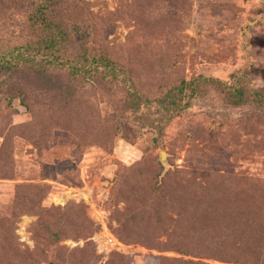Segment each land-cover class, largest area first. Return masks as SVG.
I'll return each mask as SVG.
<instances>
[{"label":"rangeland","instance_id":"374dc122","mask_svg":"<svg viewBox=\"0 0 264 264\" xmlns=\"http://www.w3.org/2000/svg\"><path fill=\"white\" fill-rule=\"evenodd\" d=\"M80 3L90 22L99 25L101 31L91 34L102 39L100 47L105 46L111 58L129 59L135 70L129 83L134 90L145 92L152 105L155 96L180 78L197 79L201 94L188 99V106L168 117L157 133L125 117L128 102L126 90L120 87L123 83L107 85L99 74L94 75L98 77L94 93L101 100L96 96L98 102L55 115L40 113L38 120L32 119L16 95H5L20 74L1 75L0 219L10 215L6 229L24 251L20 264H29L27 254L39 264H117L119 260L122 264H159L161 258L201 264H264V102L260 101L264 97V0ZM28 9L16 0H0V51L28 37ZM10 18L14 21L9 25ZM133 47L143 49L148 66H138L129 57ZM207 77L238 88V98L222 84L204 81ZM39 88L35 85L38 94L42 92ZM52 97L59 98L56 90L40 102L41 110ZM159 110L154 105L151 114L156 116ZM26 123L34 126L31 131L30 126L13 128ZM66 126H74V133L64 130ZM102 131L108 132V143L96 137ZM19 133L24 137L19 138ZM91 134L94 138L85 141ZM8 136L13 137L12 143ZM152 137H157L156 148L146 153ZM160 151L165 152V163ZM143 153L146 157L138 169L137 187L133 194L130 188L123 189L124 200L117 194L115 173L142 159ZM175 168L187 171L186 178L193 171L199 175L218 172L223 179L224 175L236 176L227 182L232 195L229 205L221 209L229 212L225 216L228 224L233 214H245L248 230L235 237L224 224L215 231L207 224V233L199 225L196 236L188 233L195 241L193 251H179L176 247L182 243L172 232L182 225L184 203L174 197L176 193L164 195L161 190L158 195L143 190L153 183L154 173L159 172L160 179L167 169ZM15 195L37 205H13ZM148 196L155 198L151 210L144 205ZM140 217H150V222L142 223ZM156 217L163 224L154 222ZM38 221L43 224L39 229ZM250 229L253 234L248 233ZM247 236L250 241L245 242ZM42 247L44 257L39 252Z\"/></svg>","mask_w":264,"mask_h":264},{"label":"trees","instance_id":"16d2710c","mask_svg":"<svg viewBox=\"0 0 264 264\" xmlns=\"http://www.w3.org/2000/svg\"><path fill=\"white\" fill-rule=\"evenodd\" d=\"M16 1L18 4L29 6V9L25 12L26 29L29 35L24 41L13 46L10 50L0 51V76L5 74L6 76L10 74H20L16 77L17 83L15 86L10 88L9 91H6L5 95L6 97L16 95L20 105L30 113L33 120H38L40 113L55 115L58 112L65 111L71 107L73 108L76 105H84V103L87 102L93 103L101 100L102 96L99 97L94 93V84L97 83L96 79L98 78H95L94 75L97 74L101 75V78L105 80L107 85L117 86L123 83V86L121 85L120 87L126 90V97H124L128 102V105H124L126 111L125 117H128L132 124L139 127H152V130H156L157 133H161V125L165 120L169 119L168 117L172 116L175 111L178 112L180 108H182L180 110H183L184 107L188 106V99L201 94V88L197 79L180 78L174 86L164 90L158 97L155 96L153 101L156 102L152 105L151 100L148 99L145 92L134 90L131 83H129L130 80L133 79V73L135 72L131 64H129V59L122 62L119 57L111 58L105 46L100 47L102 39L96 40L95 37L96 31L98 29L100 30L98 27L99 25L95 22L92 24L87 18L88 16L84 12L83 4L80 3L82 0ZM10 19L9 25L14 21L13 18ZM17 24L18 22L14 25ZM91 31L95 33L91 34ZM129 57L135 60L138 66H144L146 64L148 66L150 63L147 59L148 56L143 49L140 48L136 49V47H133ZM211 79L212 80L208 77L203 78L204 81H209L210 83L214 82L217 86L222 84L228 93L233 96L236 95L235 92L238 91V88H235L231 84L213 78ZM35 85L41 86L42 90L39 88V90L42 91L41 93L38 94L36 92ZM53 90L57 91L59 98H50L49 101L46 102V108L41 110L39 106L40 102L47 101L48 93ZM43 93L47 94L42 96ZM96 96L99 97V100ZM236 97L238 98L237 95ZM141 98L143 99L142 102ZM237 101L239 100L237 99ZM260 101L264 102V97ZM123 103L126 102L123 101ZM154 105H158L161 108L157 113L163 114V116H159L157 113L156 116L151 114ZM102 123L103 122H101V127ZM21 125L30 126V131L34 127L31 123H26L18 124L13 128L18 130ZM103 126H107V124L104 123ZM69 127L66 126L64 130L74 133V126L70 127L71 130H68ZM117 128L121 129V125L117 124ZM18 135L17 136L21 138L24 137L25 134L19 133ZM95 135L101 139V143H108L110 141L108 132L106 131H102L101 134ZM155 136L158 135L155 134ZM12 138L13 137L8 136L10 143H12ZM93 138L94 136L91 134L86 136L88 140L85 139V141H90ZM150 139L151 144L147 147L148 150H146V153L152 152L156 148L157 137H152ZM144 157H146L145 153H143L142 159L137 160L131 166H121L115 173L116 177L114 179L118 191L117 194H120V197L122 196L124 200H127V198H125L126 196L123 197V189L130 188V194H133L135 190V185L138 181V169ZM159 170H162L160 164ZM193 173L191 177L186 178L185 174H187V171L185 170H178L176 168L172 170L167 169L163 175L160 176V179H158L159 172L154 173L153 183L148 185L146 189H143L145 191L148 190L149 193L151 192L158 195L161 194V190L164 191V195H169L170 192L176 193L177 195L174 197L176 199L179 198V202L184 203L185 209L182 210L183 215L181 217L182 225L172 232V235H175L173 238H180L179 242L182 243L180 246L181 248H179V246L176 248L182 253H184V251H193L195 241L188 237V233L192 231L194 236H196V234L199 233V225L203 228L204 232L207 233L205 227L207 224H211V229L213 231L224 224L223 226L235 237H239V235L248 230L247 228L249 227L247 217L242 212H237L238 214L236 217H234L233 214L231 223L228 224V218L225 216L228 215L229 212H225V210L221 209L222 205L228 206L230 203V196L232 194L230 190H228L229 186L227 182L231 180L230 178L234 179L236 176L228 177V175H224L225 177L223 179L218 172H211L210 174L204 172L201 175L197 174L196 171H193ZM216 179L221 183L219 184V181L217 182ZM139 187H141V184ZM224 194L226 197H224ZM15 196L16 197H14L12 201L13 205L18 204L22 208H30L28 204L33 206L37 205L36 202L34 205L33 201L19 198V195ZM154 201L155 198L153 196H148L144 204L145 207L149 210L153 209ZM16 208L19 209L18 206ZM10 210H13L12 207ZM218 210H220L218 217L220 220L216 222V220H218L216 219ZM158 211H160L161 214L164 213L160 208ZM221 211L223 212L221 213ZM11 215H16V212L12 211ZM9 220V214L0 219V264H20V257L24 251L21 250L19 247L20 243L16 242L14 237H8V234L10 235V232L12 233L10 229H6L7 227L10 228L11 221ZM138 221L148 223L150 222V217H140ZM153 221L161 224L162 218L158 219L156 217ZM35 225L38 226V229L40 226H43L41 221L36 222ZM252 230L253 229H250L248 233L253 234L250 233ZM182 231L185 233L183 234ZM250 237L254 236L251 235ZM250 237L247 236L244 241H250ZM175 239L171 240L176 241ZM40 242L43 243L41 237ZM39 252L42 256L44 255L43 247ZM34 254L35 256L39 255L38 251L34 252ZM29 256V254L26 255L29 264H39L36 261L30 260ZM11 260H14V262L11 263ZM117 264H122L121 260H119ZM159 264L201 263L193 260H180L178 258H161Z\"/></svg>","mask_w":264,"mask_h":264},{"label":"water","instance_id":"95a60500","mask_svg":"<svg viewBox=\"0 0 264 264\" xmlns=\"http://www.w3.org/2000/svg\"><path fill=\"white\" fill-rule=\"evenodd\" d=\"M165 152L164 151H160V158H161V162L162 163H165L166 161H165Z\"/></svg>","mask_w":264,"mask_h":264}]
</instances>
